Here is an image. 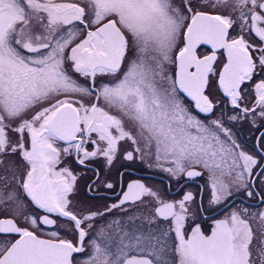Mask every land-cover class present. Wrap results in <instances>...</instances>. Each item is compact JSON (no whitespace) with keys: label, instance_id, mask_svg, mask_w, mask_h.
I'll return each instance as SVG.
<instances>
[{"label":"snow or ice","instance_id":"snow-or-ice-1","mask_svg":"<svg viewBox=\"0 0 264 264\" xmlns=\"http://www.w3.org/2000/svg\"><path fill=\"white\" fill-rule=\"evenodd\" d=\"M0 264H264V0H0Z\"/></svg>","mask_w":264,"mask_h":264}]
</instances>
